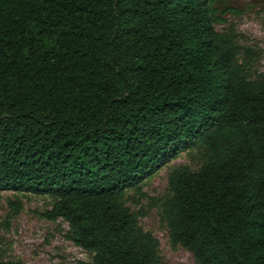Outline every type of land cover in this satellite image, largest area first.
<instances>
[{
	"label": "trees",
	"instance_id": "obj_1",
	"mask_svg": "<svg viewBox=\"0 0 264 264\" xmlns=\"http://www.w3.org/2000/svg\"><path fill=\"white\" fill-rule=\"evenodd\" d=\"M218 2L0 0V193L50 198L75 264H166L127 192L184 151L197 167L158 201L170 243L264 264V66Z\"/></svg>",
	"mask_w": 264,
	"mask_h": 264
},
{
	"label": "rangeland",
	"instance_id": "obj_2",
	"mask_svg": "<svg viewBox=\"0 0 264 264\" xmlns=\"http://www.w3.org/2000/svg\"><path fill=\"white\" fill-rule=\"evenodd\" d=\"M217 14L223 20L217 30L233 27L238 42L254 52L253 66H264V0H219ZM198 165L191 151L180 152L167 164L140 181V193L128 190V206L141 212L139 225L158 241V252L166 264H195L192 254L181 245H172L168 229L159 219V199L167 193V174L172 167ZM14 201L16 204H10ZM52 206L50 198L31 192L0 193V264H75L89 261L91 255L75 245L65 234L63 219L50 220L42 215Z\"/></svg>",
	"mask_w": 264,
	"mask_h": 264
}]
</instances>
